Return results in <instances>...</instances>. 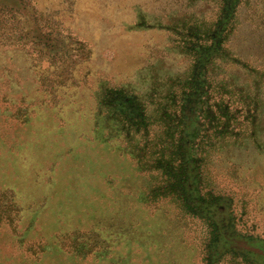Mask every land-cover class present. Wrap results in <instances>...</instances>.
Segmentation results:
<instances>
[{
    "label": "rangeland",
    "instance_id": "obj_1",
    "mask_svg": "<svg viewBox=\"0 0 264 264\" xmlns=\"http://www.w3.org/2000/svg\"><path fill=\"white\" fill-rule=\"evenodd\" d=\"M198 82L197 188L264 241V0H0V264H205L173 136Z\"/></svg>",
    "mask_w": 264,
    "mask_h": 264
},
{
    "label": "trees",
    "instance_id": "obj_2",
    "mask_svg": "<svg viewBox=\"0 0 264 264\" xmlns=\"http://www.w3.org/2000/svg\"><path fill=\"white\" fill-rule=\"evenodd\" d=\"M231 9L225 18L231 15ZM226 20V19H225ZM225 22V21H224ZM224 22H221L217 31L218 39L225 30ZM222 26V27H221ZM221 44L216 41L211 47L206 48L201 55L197 72L201 75L204 59L212 57L215 53L221 52ZM199 76V75H198ZM207 93L204 82L195 85L191 91V97L187 98L184 107H179L177 116L179 117L178 131L174 134L176 143L183 146L181 150L182 168L184 174L185 201L187 209L194 215H199L209 221L211 227V238L206 247L205 264H220L221 260L231 257L234 260H241L242 264H264V241L236 235L234 229V217L227 205H222L216 200H210L201 194L197 188L195 172L192 174L193 165V145L195 144L197 121L200 119L197 102L201 101ZM130 102H125L122 107H117L123 115V123L131 133L147 131L142 129L145 126L144 107H129ZM131 104V103H130ZM183 105V104H182ZM128 106V107H124ZM225 116V114H224ZM135 132V133H136ZM6 213L2 211L1 213ZM9 216V215H8ZM4 214H0V225H2ZM1 227V226H0Z\"/></svg>",
    "mask_w": 264,
    "mask_h": 264
}]
</instances>
